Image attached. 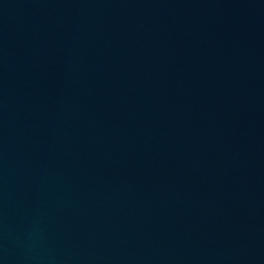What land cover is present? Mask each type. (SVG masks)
Here are the masks:
<instances>
[{
	"label": "water",
	"instance_id": "95a60500",
	"mask_svg": "<svg viewBox=\"0 0 264 264\" xmlns=\"http://www.w3.org/2000/svg\"><path fill=\"white\" fill-rule=\"evenodd\" d=\"M0 264H264V0H0Z\"/></svg>",
	"mask_w": 264,
	"mask_h": 264
}]
</instances>
